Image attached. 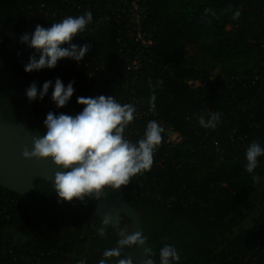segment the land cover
I'll return each mask as SVG.
<instances>
[{"label": "trees", "instance_id": "16d2710c", "mask_svg": "<svg viewBox=\"0 0 264 264\" xmlns=\"http://www.w3.org/2000/svg\"><path fill=\"white\" fill-rule=\"evenodd\" d=\"M142 3L146 11L141 25L151 37L148 52H142L140 45L127 37L123 23L113 21L97 27L91 23L73 39L79 46L90 44L85 58L96 56L103 66L97 92L84 91L79 97L114 96L124 104L127 94L133 92V98L143 100V109L151 113L150 121L169 126L182 141L175 147L162 143L158 147L153 163L163 159L164 169L155 183L150 182V173L141 175L149 179L150 194L135 197L122 189L105 191L140 215L156 264L164 244L178 249L179 264H239L253 249H257L258 264H264V198L253 196L257 182L264 181V156L253 173L245 168L247 147L253 142L264 146V0ZM54 4L64 18L90 11L95 20L107 12L105 0H91L88 8L76 10L61 1ZM237 11L240 15L234 19ZM9 18L19 27L26 19L19 8L0 0V23ZM58 22H45L43 27ZM23 46L21 43V49L12 53L0 46V108L8 121L26 118L42 135L46 115L56 107L52 88L43 100L32 103L26 99V89L33 83L38 89L47 81L54 85L57 78L67 86L79 74L71 59L60 60L52 70L31 73L24 71L29 60L8 65L10 60L22 59ZM133 52L140 54L143 62L135 80V74L127 69ZM32 56L38 59L39 53L33 49ZM10 70L19 73L23 81L17 75L10 80ZM76 101L70 98L60 110L73 108L78 114L82 106ZM213 113H220L216 127H203L199 120L207 122ZM2 193L22 201L23 216L12 214L9 221L0 217V242L6 231H11L8 246L18 253L30 255L49 231L65 232L66 236L52 241L60 252L62 245L72 244L69 226L80 231L85 221L92 220L106 228V234L95 236L89 249L95 264L101 259H109L110 264L125 259L121 254L103 257L106 249L118 246L119 232H128L131 221L125 216L113 229L96 218L94 203L60 202L51 184L41 180L29 195L0 187Z\"/></svg>", "mask_w": 264, "mask_h": 264}, {"label": "clouds", "instance_id": "9594fccd", "mask_svg": "<svg viewBox=\"0 0 264 264\" xmlns=\"http://www.w3.org/2000/svg\"><path fill=\"white\" fill-rule=\"evenodd\" d=\"M240 13L237 11L234 19ZM92 13L80 16H68L49 28L37 25L33 32L22 35L20 42L39 53V58L29 57L24 66L25 73L52 70L62 59H71L79 64L91 49L90 44L79 46L72 43L81 36L92 23ZM74 81L67 86L57 78L54 85L45 82L38 89L35 83L25 91L29 103L43 100L52 88L51 99L58 109L64 108L74 94ZM162 83V82H161ZM155 101V96H152ZM77 104L82 111L75 115L49 112L44 120V133L33 137L31 149L24 148L21 156L25 160L50 159L57 166L53 178V187L60 202L82 200L86 196L97 198L107 188L121 189L127 186L134 176L149 171L153 165L154 154L162 143L161 128L156 121H150L143 138L135 143L125 137V131L134 121L136 108L133 104H121L114 96L78 97ZM220 120V113L211 114L199 123L214 129ZM264 156V146L251 143L245 152L246 171L253 173ZM113 217L105 216L104 225L112 224ZM100 236L105 235L103 227ZM117 247L106 249L103 257H119L122 246L139 247L146 244L147 238L142 232L127 235V230L119 232ZM148 259L144 264H156L151 249H147ZM181 257L172 244H164L159 251V264H179ZM84 264V262H81ZM99 264H110L109 259H101ZM118 264H133L131 260L120 259Z\"/></svg>", "mask_w": 264, "mask_h": 264}, {"label": "built area", "instance_id": "2783aa9c", "mask_svg": "<svg viewBox=\"0 0 264 264\" xmlns=\"http://www.w3.org/2000/svg\"><path fill=\"white\" fill-rule=\"evenodd\" d=\"M7 3L19 8V10L25 15L26 19L23 24L19 27L16 21H12L9 18L4 23H0V46L4 47L9 53L15 50H20V39L22 35L33 32L37 25L44 26L45 22L49 21H61L64 19L62 10L56 8V1L62 3H68L72 10L76 8H88L91 0H5ZM107 1V12L104 15L96 18L92 21L95 27L115 22L117 24L123 23L126 28V35L128 38L133 39L140 45L142 52H148L151 46L150 35L144 32L141 25L142 18L145 15V8L143 6V0H105ZM66 17V15H65ZM89 28V26H88ZM120 43V39H118ZM23 45V44H22ZM21 60H10L8 65L22 64L32 57L33 49L29 48L24 44ZM131 61L128 64V71L135 74L134 80L137 74L142 69V59L140 54L133 52L131 55ZM98 62V63H97ZM76 77L73 81L75 82L73 87L75 89L74 94L71 98H78L83 94L84 91H91L92 93L97 92L98 78L103 70L102 64L99 63L96 56L91 55L90 60L85 58L77 64L76 62ZM257 74V73H256ZM255 76L259 77L257 74ZM15 75L18 76L19 80L22 77L19 73L13 70L9 72V79ZM254 77V75H253ZM257 77V78H258ZM232 80V78L230 79ZM23 81V80H22ZM80 83H79V82ZM189 85L197 87L198 84L190 82ZM22 95L21 97H23ZM124 104H133L136 108L135 119L130 123L125 131V137L135 143L139 139L143 138L146 126L151 119V113L143 109V100H136L133 98V92H129L126 96ZM54 113H64L69 115H75L76 109L60 110L57 107L52 110ZM161 128L164 129L162 145L164 147H175L180 144L182 137L180 134L175 132L169 126L158 121ZM156 158V152L154 159ZM163 159L156 160L151 169L146 173H150V182L155 183L156 176L164 169L162 164ZM149 182L148 177L141 178V175L134 176L127 186H122V190L128 192L129 195L138 197L150 194L149 188L146 184ZM111 189V188H109ZM19 214L23 216L22 201L11 198L4 193L0 194V217H5L7 221L12 218V214ZM25 221V215L24 220ZM102 227V226H101ZM95 221H85L83 228L77 231L76 227L72 224L69 226V235L72 239V244L62 245L61 251L59 252L56 247L52 244V241L57 237H62L64 233H58L56 231H49L47 238H43L42 242L39 243L36 249H31V254L26 255L18 253L16 249L8 246L10 240L11 231L7 230L4 234V240L0 242V264H95L94 260L90 257L89 249L91 247L92 240L95 236L100 235L99 229L101 228ZM106 234V228L103 227ZM67 232V231H66ZM62 235V236H61ZM66 236V234H65ZM19 239L18 237H15ZM259 241V240H258ZM257 241V243H258ZM24 246L21 248L23 250ZM257 249H253L247 257H245L239 264H258L259 256L256 255ZM261 264V263H260Z\"/></svg>", "mask_w": 264, "mask_h": 264}, {"label": "water", "instance_id": "95a60500", "mask_svg": "<svg viewBox=\"0 0 264 264\" xmlns=\"http://www.w3.org/2000/svg\"><path fill=\"white\" fill-rule=\"evenodd\" d=\"M41 135L30 122L23 118L17 123L8 121L0 108V187L20 196L29 195L35 190V183L39 180L50 183L53 187V178L57 166L50 159L25 160L21 156L24 148L31 149L33 137ZM76 200V199H74ZM78 202L95 204L94 214L103 223L105 216L113 217V223L107 225L113 229L119 227L120 217L125 216L131 221L127 235L135 232L143 233V222L140 215L128 204L108 194L106 191L99 198L95 195L86 196ZM144 235V234H143ZM119 248L120 254L134 264H144L148 259L146 254L148 244L126 249Z\"/></svg>", "mask_w": 264, "mask_h": 264}, {"label": "rangeland", "instance_id": "374dc122", "mask_svg": "<svg viewBox=\"0 0 264 264\" xmlns=\"http://www.w3.org/2000/svg\"><path fill=\"white\" fill-rule=\"evenodd\" d=\"M227 29H230V26L227 27ZM191 54L194 53L191 51ZM253 196L257 197L258 199L264 198V181H258L257 185L254 189Z\"/></svg>", "mask_w": 264, "mask_h": 264}]
</instances>
